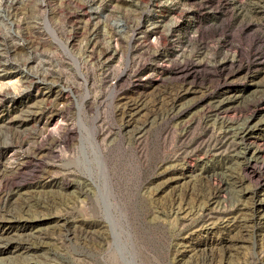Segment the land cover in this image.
<instances>
[{"label":"rangeland","instance_id":"obj_1","mask_svg":"<svg viewBox=\"0 0 264 264\" xmlns=\"http://www.w3.org/2000/svg\"><path fill=\"white\" fill-rule=\"evenodd\" d=\"M117 230L264 264V0H0V264H125Z\"/></svg>","mask_w":264,"mask_h":264},{"label":"bare ground","instance_id":"obj_2","mask_svg":"<svg viewBox=\"0 0 264 264\" xmlns=\"http://www.w3.org/2000/svg\"><path fill=\"white\" fill-rule=\"evenodd\" d=\"M137 112V111H136ZM132 114V113H131ZM129 116H130V112H129ZM126 119V118H125ZM133 119V117H128L127 118V122H130ZM126 121V120H125ZM105 165V164H104ZM106 170V169H105ZM104 170V171H105ZM107 176V175H106ZM118 228V227H117ZM120 229V228H119ZM126 230V229H124ZM118 231V230H117ZM115 231V241H114V245L118 251V255L119 257L122 258L123 262L126 264L128 262V264H136L137 262V255H136V248H135V244H134V240L131 236V234H129V231ZM117 255V256H118ZM112 256V255H111ZM113 257L116 258V253L113 255ZM118 257V258H119ZM117 260V259H116ZM122 262V261H121ZM113 263V262H112Z\"/></svg>","mask_w":264,"mask_h":264}]
</instances>
